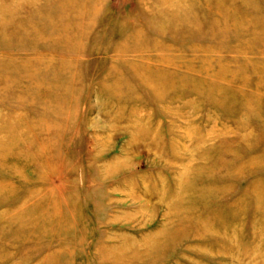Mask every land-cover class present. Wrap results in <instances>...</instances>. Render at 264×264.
<instances>
[{
    "label": "rangeland",
    "instance_id": "1",
    "mask_svg": "<svg viewBox=\"0 0 264 264\" xmlns=\"http://www.w3.org/2000/svg\"><path fill=\"white\" fill-rule=\"evenodd\" d=\"M0 264H264V0H0Z\"/></svg>",
    "mask_w": 264,
    "mask_h": 264
},
{
    "label": "bare ground",
    "instance_id": "2",
    "mask_svg": "<svg viewBox=\"0 0 264 264\" xmlns=\"http://www.w3.org/2000/svg\"><path fill=\"white\" fill-rule=\"evenodd\" d=\"M255 184V183H254Z\"/></svg>",
    "mask_w": 264,
    "mask_h": 264
}]
</instances>
